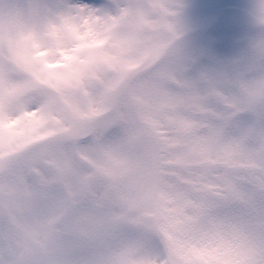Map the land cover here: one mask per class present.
Returning a JSON list of instances; mask_svg holds the SVG:
<instances>
[{
	"label": "snow or ice",
	"instance_id": "6c2138e0",
	"mask_svg": "<svg viewBox=\"0 0 264 264\" xmlns=\"http://www.w3.org/2000/svg\"><path fill=\"white\" fill-rule=\"evenodd\" d=\"M31 8L47 26L0 88V184L51 192L70 264H264V2L228 55L181 40L179 0Z\"/></svg>",
	"mask_w": 264,
	"mask_h": 264
},
{
	"label": "clouds",
	"instance_id": "9594fccd",
	"mask_svg": "<svg viewBox=\"0 0 264 264\" xmlns=\"http://www.w3.org/2000/svg\"><path fill=\"white\" fill-rule=\"evenodd\" d=\"M33 3L34 0H0L2 89L27 79L17 63L32 51L27 38L46 29L47 21L32 11ZM19 99H27V95ZM56 209L50 191L0 184V243L11 249L13 264H70L75 246L66 232L50 222Z\"/></svg>",
	"mask_w": 264,
	"mask_h": 264
},
{
	"label": "rangeland",
	"instance_id": "374dc122",
	"mask_svg": "<svg viewBox=\"0 0 264 264\" xmlns=\"http://www.w3.org/2000/svg\"><path fill=\"white\" fill-rule=\"evenodd\" d=\"M257 2L260 4L264 0H257ZM179 3L178 19L182 33L208 23L223 7L241 8L255 16L256 6H258L255 0H179ZM246 22L247 20L239 16L228 15L211 34L198 41L212 40L219 45L218 51L222 55H228L243 47L245 42L255 35L253 28L247 26ZM196 41L189 39L186 42Z\"/></svg>",
	"mask_w": 264,
	"mask_h": 264
},
{
	"label": "water",
	"instance_id": "95a60500",
	"mask_svg": "<svg viewBox=\"0 0 264 264\" xmlns=\"http://www.w3.org/2000/svg\"><path fill=\"white\" fill-rule=\"evenodd\" d=\"M235 12H238V13H242V14H244L243 12H240V11H237V10H234ZM244 15H246V14H244ZM223 17V15L222 14H219L218 15V17L214 20V22L211 24V27H213L215 24H217L219 21H220V19ZM191 35H194V34H196V32H193V33H190Z\"/></svg>",
	"mask_w": 264,
	"mask_h": 264
}]
</instances>
